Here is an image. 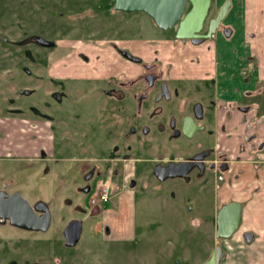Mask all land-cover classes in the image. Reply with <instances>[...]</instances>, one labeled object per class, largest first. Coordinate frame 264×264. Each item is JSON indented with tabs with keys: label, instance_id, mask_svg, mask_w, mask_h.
Masks as SVG:
<instances>
[{
	"label": "flooded vegetation",
	"instance_id": "1",
	"mask_svg": "<svg viewBox=\"0 0 264 264\" xmlns=\"http://www.w3.org/2000/svg\"><path fill=\"white\" fill-rule=\"evenodd\" d=\"M61 1L45 0L42 7L52 15L65 5ZM225 1H209L201 28L191 37H176L178 23L162 29L149 17L171 37L148 39L151 44L137 55L110 37V22L107 35L90 41L100 25L85 20L89 32L80 36V13L75 36L54 12L50 37L19 39L18 29L36 24L38 0H0V42L34 44L35 55L26 51L33 62L56 54L48 64L25 68L36 76L43 69L39 91L0 84V264H107L108 259L90 260L99 248L128 250L129 233L138 230L133 220L142 215L129 209L135 210L147 188L152 197L162 198L168 189L175 200L192 196L188 212L195 218L216 222L221 206L230 201L241 203V216L242 175L251 173L259 182L264 166V134L258 131V121L264 122V80L258 62L240 52L241 38L225 21L230 11L243 7L241 1L230 0L227 14L206 36ZM76 5L80 10V0ZM90 7L126 12L115 8V0H93ZM190 8L186 1L183 15ZM6 25L13 30L8 35L2 32ZM233 39L238 42L228 58L227 43ZM153 46L163 51L161 57L159 51L154 59L148 56ZM4 55L11 53L0 58ZM73 57L92 73L79 69L70 77L67 61ZM80 81L87 84L80 87ZM80 88L100 95L84 108L91 122L80 118ZM34 93V99H20ZM72 104L77 115L69 114ZM70 116L77 118L80 161L69 156ZM98 128L104 134L96 146L91 141ZM100 184H108V197L91 203ZM135 188L140 193L132 203L120 198ZM223 188L230 190L226 196ZM256 189L260 185L250 196ZM216 246L221 247L216 243L199 264Z\"/></svg>",
	"mask_w": 264,
	"mask_h": 264
},
{
	"label": "rangeland",
	"instance_id": "2",
	"mask_svg": "<svg viewBox=\"0 0 264 264\" xmlns=\"http://www.w3.org/2000/svg\"><path fill=\"white\" fill-rule=\"evenodd\" d=\"M51 1L57 2L58 0ZM77 1L79 0H63L61 3H64L65 5H59L56 8V11H54L61 14V19L65 21V26L68 27L66 30L70 29V36L76 35L77 29L75 24L76 22L74 21L78 19L77 17H79L80 13V36L86 35V33L89 32L87 28H84L83 26L82 22L85 20L90 19L97 22V25H100L99 31L89 37L90 41H93L95 37H103L107 35L105 32L108 30L107 22H110V37L117 42H120V44L124 43L125 45H130V50L137 55L142 53L143 46H149L151 44L148 39H168L171 37L170 30L156 28L149 16L140 11H115L112 13L101 11L92 12L90 3L93 0H80L79 10L73 8V6H77ZM38 4L39 7L36 10V24L31 28L21 27L18 29L17 33H19V39L28 35L50 37V30L54 29L53 25L50 24V21L55 19L53 17L54 12L51 15L50 10L48 12V9L42 7L45 4V0H38ZM260 8L263 9L264 12V4ZM259 9L258 12L260 17L261 13ZM239 10H241V8ZM225 21L229 22L234 27L238 37L241 38V40H239V44H241L240 46L242 48V50L240 48V52L244 55L247 53V46L249 43L254 44L255 42H263L261 40L264 39V32L262 34L258 33L260 36L258 38L254 35V31L245 30L242 12L236 14L230 12ZM258 22L259 24H263L262 22H264V17L258 18ZM72 23H74V26ZM85 25L87 26V24ZM10 27L11 26L6 25L2 32L5 35H8L9 31L12 33L13 30H9ZM14 35L15 34H12L13 37ZM51 38L54 39L55 37L53 36ZM237 42L238 41L236 39H233L227 43L228 56L233 53L231 48L236 46ZM167 44H169V42ZM36 48L37 46L34 44L13 46L12 44L0 42V53H11V56L5 57L4 55L0 58V84L9 83L16 90H21L25 87V89L28 90L32 88L35 89V91H39L45 84L43 77L45 74L43 69L36 71V73H38L36 76L35 72L29 73L25 70V68L28 70L34 69L31 67L36 63L48 64L56 57V54L53 53L51 57L49 55L47 58L37 57V60L33 62L26 51H30L33 55H35L38 52ZM156 51H159V55L161 57V53L163 51H161L158 46H153L150 51L148 50V56H150L151 59H154ZM253 57L258 62L256 55H253ZM228 58H230V56ZM82 61L83 60L74 57L67 61V64L70 63L69 68L72 69V71L68 73L70 77L76 76L79 69L82 74L92 73V68L89 69V67H87V69L84 67L85 64ZM37 68L40 69L41 66H38ZM177 71L181 72L182 68L177 69ZM39 75H42V79L39 78ZM72 84V81L69 80L68 85L71 86ZM85 84L87 83L80 81V87ZM98 89L100 90L101 88L98 87ZM80 91V118H86L87 121L91 122V118H88L86 109L84 108H87L88 106L90 107V105L95 102L93 100H97V97L100 95L93 96L91 92L89 93L88 91H83L81 88ZM34 95L35 93L32 95H21L20 99L27 102L30 99H34ZM70 113L77 115L78 108L76 104L69 106V114ZM76 119V116H70L69 119L71 132L68 141L69 156L78 157V160L80 161V142L77 138L79 133L76 127ZM258 125L261 126V129L258 127L259 130H257L264 134V122L258 121ZM103 134V129L98 128V133L93 137L91 143H95V145L98 146ZM68 163L71 166L74 162L70 160ZM71 175L72 174L69 173V179H71ZM257 179L256 176L253 178L251 173H245L242 175L241 184L239 185L241 189L238 192V196L242 198L239 193H243L244 197L248 196L254 185L257 187L260 184V189H256L255 196L258 197L261 192V195L264 196V175L262 176V183L259 185ZM165 186H167V188H171L172 184H165ZM146 190V195L144 196L145 198L138 202L135 210L133 209V205L131 206V209H129L131 213H134L135 211V213H140L142 215L136 216V219L133 220V222H136L138 225V230L135 231L134 229L132 233H129L130 239L127 242L128 250L121 251L115 248L105 250L104 248H99L97 257L94 256L91 259L93 254L89 255L87 258L88 262H105V260L108 259L107 264H198L205 257L209 256L211 250L210 248L216 244L213 241L214 236L211 229L212 220L202 217L195 218L190 215L188 211L191 205L193 207L194 203L193 199H191L193 197L190 196V198H185L182 201L175 200V198L173 199L172 196L168 194V189L162 197L165 198L164 202L162 198L160 196H156V194L152 197L153 194L152 192H149V188ZM138 192L139 189L135 188L132 192L121 194L120 198L125 202L127 200V203L130 204L133 202L136 195L138 198ZM93 196H96V194L90 196L91 203L95 202L92 199ZM173 203L176 205L175 207L173 205L171 206ZM175 211H177L176 214ZM217 239L220 238H216V240ZM89 259L91 260L89 261Z\"/></svg>",
	"mask_w": 264,
	"mask_h": 264
},
{
	"label": "crops",
	"instance_id": "3",
	"mask_svg": "<svg viewBox=\"0 0 264 264\" xmlns=\"http://www.w3.org/2000/svg\"><path fill=\"white\" fill-rule=\"evenodd\" d=\"M236 1L237 4H239L238 1H241L243 7L241 10L233 9L230 12L234 14L242 12L245 30L254 31V35L259 38L260 36L258 33L262 34L264 32V22H262L263 24H259L258 22V18L264 17L263 9L260 8L264 4V0ZM258 9L261 13L260 17ZM261 41L263 42H255L254 44L249 43L247 46V53H245V55L242 54L244 56L256 55L258 60V75L264 80V39ZM261 173L263 176L264 166L259 170V183H262ZM223 191L226 196L230 190L228 188H223ZM239 194H241V199L246 200V203L242 207L239 227L230 238L216 240V222L212 220L211 229L214 236L213 241L214 243H219L224 251L220 264H264V196L261 195L262 192L258 197L255 195L250 196V194L244 197L243 193ZM222 198H224V196ZM245 233L251 234L252 237L250 241L245 240Z\"/></svg>",
	"mask_w": 264,
	"mask_h": 264
},
{
	"label": "water",
	"instance_id": "4",
	"mask_svg": "<svg viewBox=\"0 0 264 264\" xmlns=\"http://www.w3.org/2000/svg\"><path fill=\"white\" fill-rule=\"evenodd\" d=\"M186 1L190 2L191 8L183 15ZM209 1L210 0H115V8L124 11H143L153 20L156 26L162 29H168L178 23L176 37H191L195 36V33L201 28ZM229 5L230 0H226L220 7L216 17L211 19V26L206 36H209L213 26L225 17ZM166 170H169V167H167ZM240 209L241 203L236 201H230L221 206L216 218V238L226 239L232 236L239 224ZM244 236L246 241H250L252 237L250 233H245ZM223 254L224 251L222 248L216 246L211 256L202 264H220Z\"/></svg>",
	"mask_w": 264,
	"mask_h": 264
},
{
	"label": "built area",
	"instance_id": "5",
	"mask_svg": "<svg viewBox=\"0 0 264 264\" xmlns=\"http://www.w3.org/2000/svg\"><path fill=\"white\" fill-rule=\"evenodd\" d=\"M108 184H100V187L96 193V196H93V201H105L108 197Z\"/></svg>",
	"mask_w": 264,
	"mask_h": 264
}]
</instances>
